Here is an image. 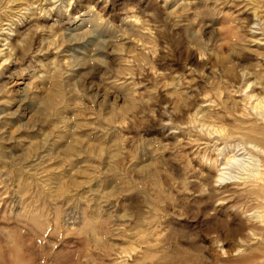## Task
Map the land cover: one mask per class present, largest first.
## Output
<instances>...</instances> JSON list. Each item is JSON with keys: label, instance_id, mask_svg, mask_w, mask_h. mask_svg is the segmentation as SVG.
I'll return each instance as SVG.
<instances>
[{"label": "clouds", "instance_id": "1", "mask_svg": "<svg viewBox=\"0 0 264 264\" xmlns=\"http://www.w3.org/2000/svg\"><path fill=\"white\" fill-rule=\"evenodd\" d=\"M0 264H264V0H0Z\"/></svg>", "mask_w": 264, "mask_h": 264}]
</instances>
